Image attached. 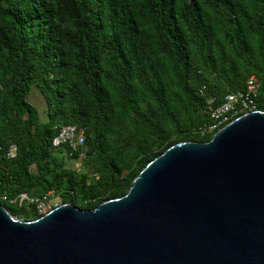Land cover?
Here are the masks:
<instances>
[{"label": "trees", "instance_id": "obj_1", "mask_svg": "<svg viewBox=\"0 0 264 264\" xmlns=\"http://www.w3.org/2000/svg\"><path fill=\"white\" fill-rule=\"evenodd\" d=\"M251 77L264 111V0H0V204L33 221L51 196L83 210L126 196L172 146L210 141L209 104ZM66 126L85 137L72 156L53 146Z\"/></svg>", "mask_w": 264, "mask_h": 264}, {"label": "water", "instance_id": "obj_2", "mask_svg": "<svg viewBox=\"0 0 264 264\" xmlns=\"http://www.w3.org/2000/svg\"><path fill=\"white\" fill-rule=\"evenodd\" d=\"M0 264H264V111L172 146L93 210L0 204Z\"/></svg>", "mask_w": 264, "mask_h": 264}, {"label": "built area", "instance_id": "obj_3", "mask_svg": "<svg viewBox=\"0 0 264 264\" xmlns=\"http://www.w3.org/2000/svg\"><path fill=\"white\" fill-rule=\"evenodd\" d=\"M260 92V83L256 77H251L247 83V87L243 92L230 93L226 96L224 102L218 107L213 108L212 102L209 104L208 113L211 115L212 123L200 128L203 136L215 135L220 129L231 123L240 116L257 111V99ZM85 144V137L82 131H79L75 126H66L62 128L59 134L53 140V146L60 148L68 146L71 156L79 153L80 149ZM17 155V147L13 146L10 149L9 157L15 158ZM83 155L81 154L80 157ZM0 198L6 200L5 197ZM28 200L27 196H22V201ZM33 202V200H31ZM38 203L39 213L47 214L52 210L50 208V200L36 201Z\"/></svg>", "mask_w": 264, "mask_h": 264}, {"label": "rangeland", "instance_id": "obj_4", "mask_svg": "<svg viewBox=\"0 0 264 264\" xmlns=\"http://www.w3.org/2000/svg\"><path fill=\"white\" fill-rule=\"evenodd\" d=\"M28 100L31 102V104H33L39 111L40 113L43 115L44 111H45V101L43 100L42 96L40 95V93L38 92L37 89H33ZM67 166L73 169H78V170H82L84 168L83 163L79 160H72V159H67L66 160ZM50 208L55 207V206H60V199L59 197H54L51 196L50 197Z\"/></svg>", "mask_w": 264, "mask_h": 264}]
</instances>
